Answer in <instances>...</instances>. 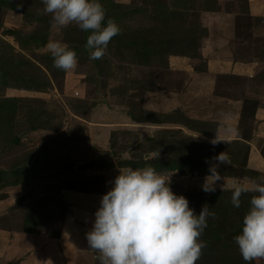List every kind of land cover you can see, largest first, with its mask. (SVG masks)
I'll return each mask as SVG.
<instances>
[{
  "label": "rangeland",
  "instance_id": "obj_1",
  "mask_svg": "<svg viewBox=\"0 0 264 264\" xmlns=\"http://www.w3.org/2000/svg\"><path fill=\"white\" fill-rule=\"evenodd\" d=\"M0 2V264H101L78 237L95 198L119 169L149 165L196 214L216 213L196 264H246L233 237L253 193L235 208L230 184L264 176V0H100L121 31L94 61L90 31L57 28L41 0ZM140 35L158 54L128 45ZM50 40L76 52L75 70L54 67ZM224 151L221 189L206 193V161ZM67 213L84 253L40 257L35 241L59 234Z\"/></svg>",
  "mask_w": 264,
  "mask_h": 264
},
{
  "label": "clouds",
  "instance_id": "obj_2",
  "mask_svg": "<svg viewBox=\"0 0 264 264\" xmlns=\"http://www.w3.org/2000/svg\"><path fill=\"white\" fill-rule=\"evenodd\" d=\"M42 11L51 14L57 28L75 24L89 32L85 48L90 60L105 54L111 39L121 31L115 20L105 22V9L100 0H41ZM46 47L54 67L69 71L78 66L76 52L66 43L50 40ZM219 140H212L215 145ZM224 151L209 163V175L201 188L206 193L221 189V165L229 164ZM230 203L239 208L242 195L253 193L245 213L240 234L233 237L246 264L264 260V176L246 183L233 180ZM216 213L207 204L199 214L189 207L183 195L170 188V178L152 166L119 169L110 189L101 196L94 212L91 229L86 233L91 250L99 253L101 264H196L205 247L199 240L207 220Z\"/></svg>",
  "mask_w": 264,
  "mask_h": 264
},
{
  "label": "crops",
  "instance_id": "obj_3",
  "mask_svg": "<svg viewBox=\"0 0 264 264\" xmlns=\"http://www.w3.org/2000/svg\"><path fill=\"white\" fill-rule=\"evenodd\" d=\"M251 1H254V0H250V2ZM261 9H264V7H261ZM262 15H264V13H262ZM248 66H251V65H248ZM100 198L101 197H99V196H98V200H97V198H95L96 201H97V204L94 206V209H91L89 211L88 221H85L84 222L85 223L84 225L86 226V230H85L86 233L92 227V223H93V220H94V212L99 207L98 204L100 203ZM85 199L86 198H84L83 200H85ZM87 202H89L88 198H87ZM80 210H82V209L75 208V209H73V211L71 213L72 214H75V216L78 217V218H82V217H80V216H78L76 214V213H79L80 215H82ZM71 213L68 214L69 218H68V220L66 219V223L64 225L65 228L60 232V237L58 238V240L57 239L44 238L43 236H41L39 238L40 241H38V240L35 241L36 248H38L39 250H43V251H41L39 253L40 257H42L44 255V252L46 253L49 250H53V249H56V248H58L59 251L60 250H65L68 254H70L71 252L74 253V254H76V255H78L80 253H84L83 251H81L80 249H78L79 247H77V245L74 243L75 240H72L70 238V236H69L70 235V232H71V229H73V230L75 229V226L72 225V216H71ZM67 229H69V230H67ZM78 237H80V243H79V245L83 247V245H85V243L87 242V239L85 238L84 234L83 235H79ZM94 252H96V251L93 250V251L85 252L84 254H91V253L93 254ZM94 254H97V253H94ZM22 258H25L22 261V263H23L24 261H26V256H24Z\"/></svg>",
  "mask_w": 264,
  "mask_h": 264
},
{
  "label": "trees",
  "instance_id": "obj_4",
  "mask_svg": "<svg viewBox=\"0 0 264 264\" xmlns=\"http://www.w3.org/2000/svg\"><path fill=\"white\" fill-rule=\"evenodd\" d=\"M0 6H1V2H0ZM139 34H143V32H140ZM140 36L142 37V39L136 38L137 44L135 42H129V41H127L128 42V45L138 46L137 51H141L138 54L140 56H142L143 59H148V58H150V56H155L156 54H158L157 49L154 48V46H153V41L155 40V39H153L154 37L153 38L149 37L150 40L147 41V39L144 38L143 35H140ZM68 214L69 213H67V215ZM28 232H32V231H28ZM233 232L235 233L236 231L233 230ZM215 236H217V235H215ZM51 237L53 239H57V238L60 237V233L59 234H56L54 236H51ZM215 239H216V237L213 236V238H212V236H211L209 239L206 240L207 246L209 247V250L210 251L213 250V247H214L215 241H216Z\"/></svg>",
  "mask_w": 264,
  "mask_h": 264
}]
</instances>
